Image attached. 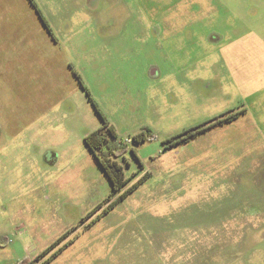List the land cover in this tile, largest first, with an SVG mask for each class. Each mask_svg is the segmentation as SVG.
<instances>
[{
	"label": "rangeland",
	"instance_id": "374dc122",
	"mask_svg": "<svg viewBox=\"0 0 264 264\" xmlns=\"http://www.w3.org/2000/svg\"><path fill=\"white\" fill-rule=\"evenodd\" d=\"M29 261L264 264V0H0V264Z\"/></svg>",
	"mask_w": 264,
	"mask_h": 264
},
{
	"label": "trees",
	"instance_id": "16d2710c",
	"mask_svg": "<svg viewBox=\"0 0 264 264\" xmlns=\"http://www.w3.org/2000/svg\"><path fill=\"white\" fill-rule=\"evenodd\" d=\"M35 8L37 14L43 19L39 10L36 8L34 3H31ZM43 21V20H42ZM45 24V21H43ZM46 25V24H45ZM47 26V25H46ZM48 28V26H47ZM96 112L99 114V117L102 121V124L97 129L91 131L84 137V144L88 150L93 155L101 171L106 175L112 191H120L124 188L129 181V178H125L122 166L116 161L118 158L122 157L129 151H133L132 148H129L126 141L118 140L115 129L110 125L107 120L104 118L102 113L94 106ZM238 113L232 114L228 117H225L223 122H230L236 119ZM221 121H219L221 123ZM215 125V124H213ZM205 127H197L195 129L184 131L180 134L179 139L170 140L172 143H180L187 139L193 138L202 132ZM147 132V133H146ZM141 131L135 136H133L130 141L134 144H139L147 140L152 136L151 131L148 136V131ZM142 177L136 183L132 184L126 190L122 192L119 198L123 199L130 191L136 188L144 179ZM56 243H53L52 246H55ZM46 252L41 253V256L45 255ZM25 264H32V261Z\"/></svg>",
	"mask_w": 264,
	"mask_h": 264
},
{
	"label": "flooded vegetation",
	"instance_id": "af4514ba",
	"mask_svg": "<svg viewBox=\"0 0 264 264\" xmlns=\"http://www.w3.org/2000/svg\"><path fill=\"white\" fill-rule=\"evenodd\" d=\"M230 115H231V114H227V115H225V116H223V117L217 119V120H216L215 122H213L211 125L207 126V128H209V127H211V126H214L213 124H215V125L220 124L219 121L223 120L225 117H228V116H230ZM222 122H223V121H221V123H222ZM179 136H180V135H179ZM178 139H179V137H178Z\"/></svg>",
	"mask_w": 264,
	"mask_h": 264
},
{
	"label": "water",
	"instance_id": "95a60500",
	"mask_svg": "<svg viewBox=\"0 0 264 264\" xmlns=\"http://www.w3.org/2000/svg\"><path fill=\"white\" fill-rule=\"evenodd\" d=\"M155 71L154 70H150V75H154Z\"/></svg>",
	"mask_w": 264,
	"mask_h": 264
}]
</instances>
